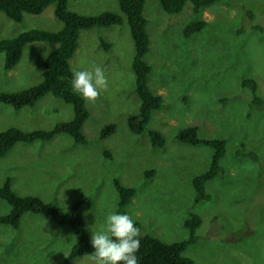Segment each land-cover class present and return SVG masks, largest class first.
<instances>
[{"label": "rangeland", "instance_id": "rangeland-1", "mask_svg": "<svg viewBox=\"0 0 264 264\" xmlns=\"http://www.w3.org/2000/svg\"><path fill=\"white\" fill-rule=\"evenodd\" d=\"M67 8L84 15L106 10L121 15L119 25L79 30L78 47L69 59L72 70L87 68L91 62L101 65L108 88L94 102L85 101L84 143H75L65 133L48 141L16 142L0 156V186L9 178L16 195L38 196L61 210L88 196L91 203L83 220L91 235L106 212L116 210V178L135 190L125 212L139 224V234L167 243L186 239L189 229L183 221L195 214L201 219L195 229L197 239L183 256L195 264H264V118L253 113L249 120L250 94L239 85L242 78L252 77L264 97V0H219L202 9L200 16L192 12L189 2L181 12L167 14L159 0H145L149 50L143 59L152 67L147 84L161 96L163 105L151 112L138 134L126 125L127 116L137 112L139 99L125 15L116 0H68ZM53 9L54 4H49L38 14L24 13L19 22L0 12V40L30 29L59 30L62 22ZM197 17L206 22L205 27L183 39L182 28ZM255 25L260 30L253 29ZM99 39L110 43L108 51L100 47ZM55 46L26 44L9 70H3L0 51V92H17L38 83L42 60ZM71 117V106L48 93L32 107L14 109L0 101V132L48 130ZM108 123L114 124V132L100 137V129ZM246 123L250 131L257 128L256 133L247 135ZM188 126H195L199 137L225 140V154L219 161L223 173L204 184L209 197L198 203L191 180L206 171L213 150L177 141L175 133ZM150 129L162 134V147L151 145ZM249 149L257 160L248 155ZM146 171L153 176L146 178ZM9 208L0 199V215ZM75 241L68 226L25 212L17 228L0 223V264H54ZM67 264L94 262L80 255Z\"/></svg>", "mask_w": 264, "mask_h": 264}, {"label": "trees", "instance_id": "trees-1", "mask_svg": "<svg viewBox=\"0 0 264 264\" xmlns=\"http://www.w3.org/2000/svg\"><path fill=\"white\" fill-rule=\"evenodd\" d=\"M68 0H0V12L4 13L14 22H19L24 13L38 14L49 4H54L53 15L62 22V27L49 32L41 29H30L18 35L1 39L0 51L4 52L3 70L11 69L20 59L23 47L32 42H50L56 44L43 58L41 80L28 88L17 92H0V101L11 105L14 109L22 106L32 107L38 99L45 94H51L68 103L72 108V117L69 120L56 123L51 129H34L21 131L16 128H9L0 132V156H3L16 142H32L35 140L48 141L60 133L69 135L75 143H84V136L81 127L88 117L85 107V100L72 91L70 80L71 72L69 59L78 47L77 41L79 30L94 27H108L119 25L123 22L121 15L113 11H102L94 15L79 14L67 8ZM120 11L125 15L129 26V33L133 44V56L131 70L134 75V89L139 99L137 112L126 118V125L132 133H141L149 122L153 110L159 109L162 105V98L159 94L151 92L147 84V75L152 67L144 61V55L149 50V38L146 32L147 20L143 15L145 0H116ZM219 0H159L160 8L167 14L181 12L187 2L191 5L192 12L200 16V11L206 6ZM246 15L253 19V13L246 9ZM206 25L200 17L189 21L182 28V38L187 39L190 35L199 32ZM253 29L260 30L259 25ZM99 45L103 50L108 51L111 47L109 42L99 39ZM239 85L242 90L250 94L247 116L258 114L264 118V97L257 92V82L252 77H244ZM183 100L186 101L185 96ZM254 113V115H253ZM250 123L245 124L247 135L254 134L257 128L250 131ZM115 126L112 123L104 125L100 129V137H107L114 132ZM152 146L162 147L164 138L162 134L150 129L148 132ZM177 141L189 145L203 144L210 147L213 152L210 164L206 171L196 175L191 180L195 192L194 202L198 203L207 199L209 195L205 192L204 184L214 177L223 173L220 159L225 154V140L223 138H202L197 135L195 126H188L179 129L175 133ZM246 146L248 141L244 139ZM255 141V140H254ZM257 143V141H255ZM244 146L243 144H241ZM256 146V145H254ZM248 155L252 160H257V155L250 150ZM107 159L111 158L109 152H105ZM145 177L153 176L151 171H146ZM113 185L117 193L116 210L125 212V208L134 196L135 190L119 183L113 178ZM0 199L9 205V211L0 215V223L17 228L20 217L25 212L49 216L56 224L66 225L76 237L68 253L60 261L54 264H67L72 258L80 255L90 256L92 251L90 233L86 230L83 220V213L90 207L91 200L88 196L82 197L73 202L67 209L61 210L55 203L47 202L35 195H16L10 188L9 178H6L0 186ZM201 219L190 214L184 221L183 226L189 229V236L186 239L174 242H163L155 236L139 234L140 248L136 253L138 264H195L194 261L182 255L185 248L194 243L197 239L195 229L200 225ZM134 226L139 227L138 223Z\"/></svg>", "mask_w": 264, "mask_h": 264}, {"label": "clouds", "instance_id": "clouds-1", "mask_svg": "<svg viewBox=\"0 0 264 264\" xmlns=\"http://www.w3.org/2000/svg\"><path fill=\"white\" fill-rule=\"evenodd\" d=\"M72 91L91 103L106 91L108 79L103 67L91 62L87 68L72 70ZM127 212L115 209L106 212L103 222L91 232L94 264H138L136 253L140 248L139 228Z\"/></svg>", "mask_w": 264, "mask_h": 264}]
</instances>
